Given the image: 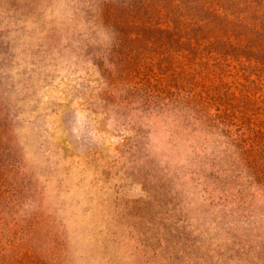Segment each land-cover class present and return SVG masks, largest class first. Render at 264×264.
I'll list each match as a JSON object with an SVG mask.
<instances>
[{"label": "rangeland", "instance_id": "1", "mask_svg": "<svg viewBox=\"0 0 264 264\" xmlns=\"http://www.w3.org/2000/svg\"><path fill=\"white\" fill-rule=\"evenodd\" d=\"M0 264H264V0H0Z\"/></svg>", "mask_w": 264, "mask_h": 264}, {"label": "trees", "instance_id": "2", "mask_svg": "<svg viewBox=\"0 0 264 264\" xmlns=\"http://www.w3.org/2000/svg\"><path fill=\"white\" fill-rule=\"evenodd\" d=\"M204 19H169V44L180 50L185 56L195 58L196 54H203V63L207 64L218 53V43L221 40L215 19L217 12L213 9ZM193 18V17H186ZM238 21L247 26H254L248 19H227Z\"/></svg>", "mask_w": 264, "mask_h": 264}]
</instances>
